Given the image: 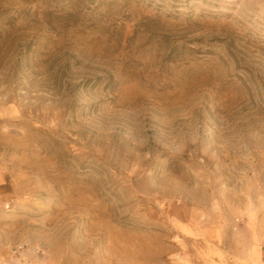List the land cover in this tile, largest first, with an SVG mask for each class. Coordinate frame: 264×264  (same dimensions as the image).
<instances>
[{"label":"rangeland","instance_id":"obj_1","mask_svg":"<svg viewBox=\"0 0 264 264\" xmlns=\"http://www.w3.org/2000/svg\"><path fill=\"white\" fill-rule=\"evenodd\" d=\"M0 264H264V0H0Z\"/></svg>","mask_w":264,"mask_h":264}]
</instances>
